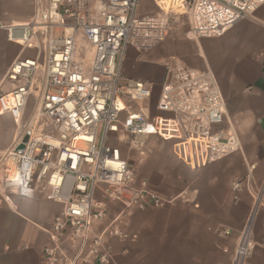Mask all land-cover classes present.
Wrapping results in <instances>:
<instances>
[{
	"label": "built area",
	"instance_id": "obj_1",
	"mask_svg": "<svg viewBox=\"0 0 264 264\" xmlns=\"http://www.w3.org/2000/svg\"><path fill=\"white\" fill-rule=\"evenodd\" d=\"M142 2L36 0L31 20L9 28L8 39L34 54L16 60L0 83V116L20 129L19 141L0 157V186L6 202L12 195L34 199L46 188V198L63 206L49 232L53 245L44 249L47 264H114L105 238L129 236L115 225L94 234V223L105 220L112 205L128 216L168 204L137 176L122 143L141 158L150 137L205 139L209 163L242 152L235 130L225 128L226 101L212 71L171 57L162 64L163 81L149 83L127 78L123 64L130 48L144 54L165 42L184 14L191 37L216 38L251 19L264 0H151L158 12L150 15L141 13ZM32 98L38 112L26 118ZM231 190L238 203L245 190L253 191L251 177L234 181ZM253 198L233 264H245L255 249L253 222L264 189ZM65 240L79 243L72 258L62 249Z\"/></svg>",
	"mask_w": 264,
	"mask_h": 264
},
{
	"label": "crops",
	"instance_id": "obj_2",
	"mask_svg": "<svg viewBox=\"0 0 264 264\" xmlns=\"http://www.w3.org/2000/svg\"><path fill=\"white\" fill-rule=\"evenodd\" d=\"M32 2L0 0V83L16 60L34 54L8 39L11 26L29 22ZM143 9L141 5V13ZM171 57L194 70L214 73L226 101L225 128L235 130L242 152L209 163L205 139L157 144L155 137L148 138L149 153L156 159L147 162L148 153L139 160L143 171L133 168L168 204L128 216H121V206L112 205L109 216L94 223V234L115 225L129 236L105 238L114 264H233L240 234L255 209L253 195L264 189V5L221 37L196 39L171 32L150 52L140 54L130 48L124 75L160 83L165 75L162 64ZM10 88L8 82L2 86L3 91ZM19 138L14 120L0 116V157ZM248 177L253 191L245 190L235 203L232 183ZM47 192L41 188L34 199L12 195L6 202L8 192L0 186V264H47L44 249L53 245L49 232L63 210L46 198ZM224 230H231V235L225 236ZM253 231L256 245L245 264H264V202L258 207ZM78 247V242L62 243L70 258Z\"/></svg>",
	"mask_w": 264,
	"mask_h": 264
},
{
	"label": "rangeland",
	"instance_id": "obj_3",
	"mask_svg": "<svg viewBox=\"0 0 264 264\" xmlns=\"http://www.w3.org/2000/svg\"><path fill=\"white\" fill-rule=\"evenodd\" d=\"M41 1H44V0H41ZM149 2H150L149 0H143L142 2V6L144 8L142 10L143 15L155 14L157 12V9L151 4V2L150 3ZM35 8H36V0H33L27 21H30V19L34 16ZM2 10H4V8H2ZM189 30H190L189 19L186 14L182 15L178 20L174 21L172 32H174L175 35L178 34L180 36L190 37ZM37 105H38L37 101L32 98L26 109V118H30L36 114ZM152 139H154V142H156L157 144L163 143V141L158 138H152ZM149 140H151V138ZM149 140L146 141V150H147L146 156H148V153L150 151L148 149H151L150 148L151 146L150 147L148 146ZM122 146H123L124 155L126 157H129L130 159V166L135 167V169H137L138 172L143 171L144 167L140 165V161L146 158V156L141 158L138 156V153L135 150L129 151L128 142L122 143ZM155 159H156L155 155H152V153L151 154L149 153L147 162H154Z\"/></svg>",
	"mask_w": 264,
	"mask_h": 264
},
{
	"label": "water",
	"instance_id": "obj_4",
	"mask_svg": "<svg viewBox=\"0 0 264 264\" xmlns=\"http://www.w3.org/2000/svg\"><path fill=\"white\" fill-rule=\"evenodd\" d=\"M29 137H30V134H27V135L25 136V138L23 139L22 144H21L20 147H19V150H23V149H24V145L28 142Z\"/></svg>",
	"mask_w": 264,
	"mask_h": 264
},
{
	"label": "bare ground",
	"instance_id": "obj_5",
	"mask_svg": "<svg viewBox=\"0 0 264 264\" xmlns=\"http://www.w3.org/2000/svg\"><path fill=\"white\" fill-rule=\"evenodd\" d=\"M14 25H20V24H14ZM37 112H38V110H37Z\"/></svg>",
	"mask_w": 264,
	"mask_h": 264
}]
</instances>
